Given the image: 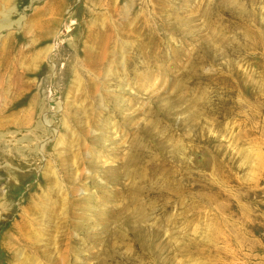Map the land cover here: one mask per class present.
Listing matches in <instances>:
<instances>
[{"label": "rangeland", "instance_id": "obj_1", "mask_svg": "<svg viewBox=\"0 0 264 264\" xmlns=\"http://www.w3.org/2000/svg\"><path fill=\"white\" fill-rule=\"evenodd\" d=\"M0 264H264V0H0Z\"/></svg>", "mask_w": 264, "mask_h": 264}]
</instances>
